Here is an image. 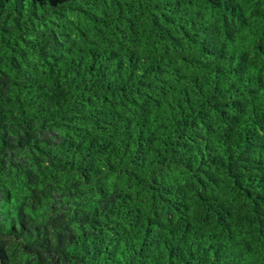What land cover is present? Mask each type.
<instances>
[{
  "label": "trees",
  "instance_id": "1",
  "mask_svg": "<svg viewBox=\"0 0 264 264\" xmlns=\"http://www.w3.org/2000/svg\"><path fill=\"white\" fill-rule=\"evenodd\" d=\"M0 264H264V0H0Z\"/></svg>",
  "mask_w": 264,
  "mask_h": 264
}]
</instances>
